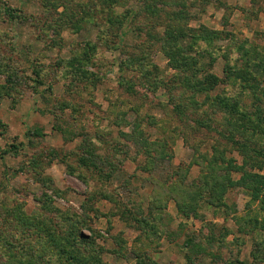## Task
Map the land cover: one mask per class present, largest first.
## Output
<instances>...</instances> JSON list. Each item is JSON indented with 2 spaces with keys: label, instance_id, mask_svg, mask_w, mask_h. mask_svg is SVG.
<instances>
[{
  "label": "rangeland",
  "instance_id": "1",
  "mask_svg": "<svg viewBox=\"0 0 264 264\" xmlns=\"http://www.w3.org/2000/svg\"><path fill=\"white\" fill-rule=\"evenodd\" d=\"M121 2L0 0V264H264V0Z\"/></svg>",
  "mask_w": 264,
  "mask_h": 264
},
{
  "label": "trees",
  "instance_id": "2",
  "mask_svg": "<svg viewBox=\"0 0 264 264\" xmlns=\"http://www.w3.org/2000/svg\"><path fill=\"white\" fill-rule=\"evenodd\" d=\"M124 1L129 3L131 0H124ZM99 2H100V5H101L102 8L99 7L97 9L96 6L94 8H91V9H96V10H92V11H95V12L89 13V15L87 17L89 22H91L92 18H93V23H95L97 20L100 21V18H103L101 14H104L105 23H112V22L118 23V27H119V31L120 32H122L125 28H131V29H133L136 32H142L143 31L142 29H139V28L135 27L133 25V23H132L133 20H136L137 18H139L138 16L140 14L138 12L134 13V12H132V9H126L125 12L121 13L118 10L120 8V6L122 5L121 0H99ZM88 10H90V9H88ZM8 11H10V10H8ZM140 12H142L141 15H143L144 17H147L148 15H158V14H160V12L163 13L164 11H163V9L161 7L159 8L156 5L147 4L143 8L140 9ZM168 12L169 11H165L164 13L167 15ZM168 14H170V13H168ZM9 15L12 18H14V19L17 18V17H20L19 15L13 14V12L9 13ZM171 15L173 17L177 16L176 14L175 15L171 14ZM79 24H80L79 20L76 21L75 25L80 26ZM186 36L187 35L185 33H182L180 35V37H179V41H178V37H176V36H174L173 41L170 40L169 47H171V43H172L171 50L174 53H178L179 54V53L183 52V54H185L184 51H182V45H181L180 42L182 40H184V38ZM203 36L205 37V35H203ZM204 37H202V35H201V37H199V38L202 39ZM164 42H167V41L165 40ZM142 49H144V48H142ZM170 52L171 51H169V53ZM148 58L149 57H148V55L146 53H142V56H140L139 58H136V57L134 58L133 56H131V58H129V60H130V63L132 65H134L133 66V70H137L138 69V70H140L142 72V74L151 75V70H149L150 69L149 68L150 64L148 63ZM128 65H129V63H128ZM123 69H127L126 65L123 66ZM120 77H122V75ZM123 78H122V83L125 82V79H123ZM200 81L202 83H204L202 81V79Z\"/></svg>",
  "mask_w": 264,
  "mask_h": 264
}]
</instances>
